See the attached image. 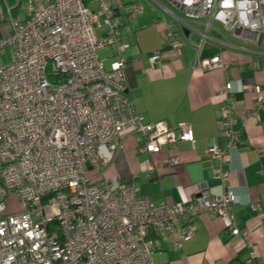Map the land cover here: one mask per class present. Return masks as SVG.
Listing matches in <instances>:
<instances>
[{
  "label": "built area",
  "instance_id": "2783aa9c",
  "mask_svg": "<svg viewBox=\"0 0 264 264\" xmlns=\"http://www.w3.org/2000/svg\"><path fill=\"white\" fill-rule=\"evenodd\" d=\"M140 1L0 0V24L8 25L0 35V185L25 207L2 216L0 204V264H154L156 250L172 235L181 243L193 239V229L180 223L206 213L247 244L245 264H255L256 252L233 214L232 190L219 197L199 192L167 207L107 176L126 131L138 155H158L179 144L194 148L187 125L172 130L163 121L143 124L125 96L127 47L120 41L118 11L141 16ZM151 2L180 25L169 36L172 50L180 55L192 48L205 72H229L220 54L201 58L204 46L216 42L211 35L239 53L264 52V0H166L167 7ZM107 49L115 54L109 71L97 57ZM6 50L12 59L3 65ZM249 67L258 69L256 63ZM248 92L255 99L237 117L240 91L231 82L218 88L224 146L207 149L218 167L213 181H228L220 168L231 151L251 142L260 123L264 86ZM177 164L176 158L163 162ZM250 209L258 212L260 204Z\"/></svg>",
  "mask_w": 264,
  "mask_h": 264
},
{
  "label": "crops",
  "instance_id": "0c3cea01",
  "mask_svg": "<svg viewBox=\"0 0 264 264\" xmlns=\"http://www.w3.org/2000/svg\"><path fill=\"white\" fill-rule=\"evenodd\" d=\"M157 8L153 10L149 6V13L143 10L135 18H127L122 10L118 11L119 37L127 47L123 56L127 78L125 96L143 124L163 121L172 130L187 125L194 148L179 144L163 149L158 155H138L134 136L126 131L120 136L121 150L115 154L107 176L119 177L121 183L133 187L141 198L167 207L185 204L199 192L219 197L226 190H232L236 196L233 214L239 228L247 234L256 252L255 264H264V110L259 114L260 123L253 131L251 142L231 151L227 163L220 168L228 174L226 183L213 181V172L218 167L207 155L209 147L224 146L217 126L223 108L218 88L231 82L240 91L236 95L235 110L240 117L255 99L248 90L264 86V52L249 49L239 53L224 47L222 39L211 35L216 42L210 44L221 49L219 54L229 65V72H205L199 67L192 48H182L180 55L172 50L169 36L178 33L180 25ZM103 53L109 71L115 60L114 50ZM153 58L158 59L153 61ZM252 63L257 64V70L250 69ZM171 158H176L178 164L165 167L164 160ZM149 168L153 169L151 175ZM258 204L260 210L252 212L251 206ZM179 228H192L193 239L181 243L177 235H172L156 250L154 264H245L248 258L247 244L226 234L213 214L199 215L189 224L180 223Z\"/></svg>",
  "mask_w": 264,
  "mask_h": 264
},
{
  "label": "rangeland",
  "instance_id": "374dc122",
  "mask_svg": "<svg viewBox=\"0 0 264 264\" xmlns=\"http://www.w3.org/2000/svg\"><path fill=\"white\" fill-rule=\"evenodd\" d=\"M156 1L159 3V5L163 7H167V4L165 2L166 0H156ZM140 5L143 8L145 13L150 12V10L148 9L149 6L152 7L153 10L157 8L154 4H152L151 0H141ZM158 8L161 9L159 6ZM7 29H8V25L6 23L0 24V32L5 33ZM97 57L100 61L102 62L104 61L105 71H108V61H106V58H105L106 55L103 53V51L98 52ZM11 59H12V51L6 50L1 57V63L3 65H7L8 63H10ZM0 204L3 205L4 207V213L2 216L15 215V214H19L25 211L24 205H22L15 197L6 195L1 185H0Z\"/></svg>",
  "mask_w": 264,
  "mask_h": 264
},
{
  "label": "trees",
  "instance_id": "16d2710c",
  "mask_svg": "<svg viewBox=\"0 0 264 264\" xmlns=\"http://www.w3.org/2000/svg\"><path fill=\"white\" fill-rule=\"evenodd\" d=\"M221 49L211 44H206L202 50L201 58L202 59H210L215 55L219 54Z\"/></svg>",
  "mask_w": 264,
  "mask_h": 264
}]
</instances>
